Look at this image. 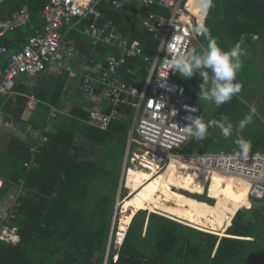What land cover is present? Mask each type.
<instances>
[{
  "label": "trees",
  "instance_id": "trees-1",
  "mask_svg": "<svg viewBox=\"0 0 264 264\" xmlns=\"http://www.w3.org/2000/svg\"><path fill=\"white\" fill-rule=\"evenodd\" d=\"M49 1L6 0L0 5V19L10 17L26 3L32 16L28 26L1 40L0 44L8 52L0 57V68L5 69L11 54L21 50L37 30H43L42 9ZM191 1L188 2L189 9L197 17L199 26L205 18L204 26L217 38L221 48H231L242 36L246 44L263 41L264 0H214L215 6L206 17L198 10L197 0ZM98 9L103 13L102 22L112 20L125 37L139 40L146 54H156L159 42L142 27V11L128 4L119 11L106 4H101ZM149 11L170 15V11L157 5ZM65 32L63 29L62 33ZM253 36L257 38L254 40ZM64 39L77 41L81 53L96 62H104L109 55H120L115 48L102 44L93 49V42L78 32H70ZM199 44L204 48L207 45L203 33L195 43L196 51ZM136 65L139 69H135L136 74L146 75L147 66L141 61ZM122 78L133 81L129 75ZM70 80L68 73H44L34 79L22 76L15 91L28 96L34 94L39 107L36 110L39 116L31 113L28 120L22 118L28 97L18 95L15 101L11 98L5 101L6 98L1 97L7 102L6 108L13 106L14 117L21 127L30 125L34 130L50 127L51 131L46 134L48 143L34 158L30 153V146L34 144L30 135L26 139L12 135L8 147L0 151V163L3 162L0 179L4 184L0 197L13 191L20 179L26 191L17 211L20 241L0 244V264H100L105 261L110 245L108 264H264V199H245L243 204H237L239 208L236 203L216 199L218 204L234 206L229 215L218 206L212 208L205 204L197 209L194 199L199 200V207L212 200L203 195H188L186 204L193 218L199 214L195 217L194 228L165 215L141 210L133 217L122 245L115 248L119 220L117 203L127 191L121 188V179L131 110L126 109L130 117L114 121L107 130L88 123L90 107L80 102L74 103L69 115H58L53 119L50 107L44 103L61 108ZM42 107L45 109L40 110ZM231 109L222 106L217 115L247 114L241 109ZM249 110L250 114L256 115L255 111ZM210 132L211 127L204 140L197 141L192 137L181 152L201 153L211 139ZM259 139L252 144L250 152L264 153V141ZM220 151L236 153L237 149L221 147ZM25 163H31V167L28 169ZM125 180H128L127 174ZM234 212L231 221L228 216ZM114 255H118L117 263L112 260Z\"/></svg>",
  "mask_w": 264,
  "mask_h": 264
},
{
  "label": "built area",
  "instance_id": "built-area-1",
  "mask_svg": "<svg viewBox=\"0 0 264 264\" xmlns=\"http://www.w3.org/2000/svg\"><path fill=\"white\" fill-rule=\"evenodd\" d=\"M5 1L0 0V5ZM101 4L109 5L114 11L121 10L127 4L142 11V27L159 42L156 54H146L142 43L125 37L112 20L102 22L103 13L98 9ZM155 5L167 9L170 15L149 11ZM188 7V0H50L42 9L45 20L43 30L31 36L20 51L10 56L0 83V98L15 101L18 95L26 96L29 100L27 108L32 110L37 102L36 96L17 94L15 91L20 77L36 78L46 72L68 71L80 81L82 104L90 107L88 123L92 126L107 130L114 121L130 117L126 109L131 110L126 152L129 164L142 155H149L150 158L159 156L164 163L175 158L179 167L187 168L181 170L184 173L197 168L242 179L249 183L248 198L263 200L264 153L250 152L249 158L242 160L235 152H181L192 138L184 129L191 123L188 117L204 115L192 93L177 79L178 74L164 67V59H170V53L187 54L195 49V43L202 35V32L196 31L199 22L187 12ZM29 8L26 3L10 17L0 19V42L7 33L32 22ZM81 23L84 26L79 30ZM63 29H66L64 34ZM70 32H78L89 38L93 42V49L102 44L115 48L120 55H109L104 62H96L81 53L77 41L64 39ZM175 35L181 37L179 44L169 49L167 43L172 42ZM6 53L7 48L0 44V57ZM137 61L147 66L146 75L136 74L135 69L139 70ZM123 75H129L133 81H124ZM1 108L0 104V111ZM60 114L69 115L70 110L52 109V117ZM50 131V127L45 128L38 143L30 146L33 158L48 143L46 134ZM25 167L29 169L31 163H25ZM23 184L20 179L13 191L4 198L0 197V244L20 241L16 223L20 199L26 195ZM3 187L0 181V195ZM108 257L105 264H108ZM117 257L114 255V263H117Z\"/></svg>",
  "mask_w": 264,
  "mask_h": 264
},
{
  "label": "clouds",
  "instance_id": "clouds-1",
  "mask_svg": "<svg viewBox=\"0 0 264 264\" xmlns=\"http://www.w3.org/2000/svg\"><path fill=\"white\" fill-rule=\"evenodd\" d=\"M196 6L201 15L207 16L209 11L215 5L214 0H197ZM196 31L202 32L207 41V45L203 52L198 53L196 49L190 50L187 54L183 52L178 54L168 52L171 54V58L164 59V67H166L168 71L174 70L183 79H191L195 74L198 73L203 81L199 84V100L213 103L219 107L220 105L230 101L236 94L240 93L242 89V84L237 80V75L243 67L242 57L246 55V52L242 47L244 37L242 36L241 39L234 44V46L225 50L218 45L217 38L210 34V30L206 26L200 25L197 27ZM256 38L257 37L253 36L254 40ZM180 39L181 37L175 35L173 41L167 43L168 48L172 49L174 46H178ZM62 73L70 74L68 71L56 73L46 72L45 74L61 75ZM182 91L183 90L181 89V92ZM192 111H197V109H192ZM188 119L191 121V123L184 129L197 141L204 140L207 137L208 129L210 127H218L220 129L221 135L225 139L230 138L233 134V124L226 116L221 117L220 120H211L207 123L205 122L204 117H188ZM252 122L253 114H249L245 116L244 119L239 121L235 129L237 133V138L234 141L237 146V152L235 154L239 159L242 160H247L249 158L252 145L251 142L243 138L240 133H242L243 130ZM126 172L127 168L126 166H123V174L121 179V186L123 187Z\"/></svg>",
  "mask_w": 264,
  "mask_h": 264
},
{
  "label": "bare ground",
  "instance_id": "bare-ground-1",
  "mask_svg": "<svg viewBox=\"0 0 264 264\" xmlns=\"http://www.w3.org/2000/svg\"><path fill=\"white\" fill-rule=\"evenodd\" d=\"M187 12L197 19L195 15H192L189 7ZM146 157L149 158V155H146ZM154 158L157 161L156 165L160 171L161 168H164V165L166 166L159 173L156 171L152 173V170L150 174L143 171L138 174V179H141L140 187L132 184L131 189L133 192L125 198L124 202L121 203L122 206L120 205L119 207V212L121 210V218L119 213L120 220H118V227L120 230L117 231L118 246L122 245L125 232L128 230L133 217L140 210H148L151 211L150 213H159L178 220L181 223L193 226L191 213L181 202L188 196L180 190L189 193L203 194L208 185V197L210 199L216 198L236 204H243L246 198L249 200V183L242 179L232 176L227 177L217 172L212 174L197 168L190 173H184V171L181 170L187 168L185 166L179 167V163L175 158H172L170 162L167 161L166 163H164L159 156H155ZM140 160H143L141 156L135 158L131 163L132 168L127 169L129 171L127 172L128 174L134 171L133 163ZM216 199H214L215 202H217Z\"/></svg>",
  "mask_w": 264,
  "mask_h": 264
},
{
  "label": "rangeland",
  "instance_id": "rangeland-1",
  "mask_svg": "<svg viewBox=\"0 0 264 264\" xmlns=\"http://www.w3.org/2000/svg\"><path fill=\"white\" fill-rule=\"evenodd\" d=\"M81 27L78 26V29L81 30L82 29ZM81 35L84 37L83 34H81ZM258 43H260V42H258ZM242 47L244 48V50L246 52V55H244L242 57L243 67H242V69L240 70V72L237 75V80L242 84V89H241L240 93L236 94L230 101H228V102L220 105L219 107H217L213 103H209V102H206V101H203V100H199V95H198L199 94V91H200L199 84L202 83L203 81H202V79H201V77L199 76L198 73L195 74L191 79H183L178 74L177 79H179L184 84L186 83L189 86V88L191 90V93L193 94V96L195 98V103L200 107V109H201V111H202V113L204 115V118L206 120H208V121H211V120H220L221 117H223V115H217L219 109L222 108V106H226L228 108L232 107L231 111H235L237 109H241V112L242 113L250 114L249 108H250V105L251 104L249 102H247L246 100L243 99V92H250V91H252L255 94L257 91H260V89H259V81H260L261 76H263V72H264V58H263V62H259L258 60H255L254 61V59L252 57V54L250 53L251 56H249V53L246 50L247 49L246 48L247 47V44L246 43H243ZM204 49L205 48L201 44L197 45V52L198 53L203 52ZM252 61H253V63H252ZM22 76H26V75H22ZM76 83H77V81H75V79H71L70 82H69L68 88H69V92L70 93H68L67 99L70 102L75 97V95L73 94V91L75 89L77 90V86H74V84L76 85ZM257 110H259V109H257ZM255 113H257V112H255ZM32 114L35 117H38L39 116L38 115L39 113L36 112V110L33 111ZM247 114L246 115H225L228 118V120L233 124V134H232V136L230 138L225 139L221 135L220 129L218 127H211V132H210L211 139H210L209 143H207L201 149L202 152H206V153L219 152V150H220L221 147H223L224 149L225 148L226 149H237V146L234 143L235 139L237 138V133H236L235 129H236V126L238 125L239 121H241L242 119H244L245 116H247ZM259 114L260 115H263V110H259ZM252 123L259 124L258 121H257V118L254 115H253V122ZM259 126H260V124H259ZM27 127H29V126H27ZM260 128H261V126H260ZM41 130H43V129H41ZM4 133L5 132H2L1 133L2 144H1L0 151H3L6 148L7 143H9L8 140H9L10 137L4 135ZM37 134L38 133H35V132H33L31 134L34 137V141H35V137H36ZM32 136H31V138H32ZM245 139L250 140L251 137L245 138ZM31 142L34 143L33 145H35V144L38 143V141L37 142H33V138L31 139ZM234 151H236V150H234ZM138 153L140 154V152H138ZM149 158H147L146 155H144V157L142 155L141 159H143L142 160L143 162L140 160V161H137L136 163H133V170L134 171H131L129 174L127 173L129 171L127 170L126 174L128 175V180H125L124 183H123L124 188L127 191L123 194V197L122 198L118 199V203H117L118 204V207H120L121 203L124 202L125 198H127L133 192L132 189H131L132 184L133 185L135 184L136 186L140 187L141 179H138V174L140 172L142 173V171H143L145 173L150 174V172L153 170L152 173L154 171H156V172L159 173V172H161L165 168L166 165H164V168H161V171H160L159 168H157V165H156V162L157 161H156V159L151 157L150 160H149ZM147 159H148V161H147ZM129 163H130V159L128 161L127 154H126V163H125L124 166H126L127 169L130 166ZM0 165L2 166L3 165V162L0 163ZM125 179H126V176H125ZM121 187H123V186H121ZM180 191L183 192L187 196L188 195H203L204 194L203 196H206V198L210 199L208 197V185H207L205 191L203 192V194L189 193V192H186V191H183V190H180ZM186 199L182 200L181 202L187 207V209L191 213L189 207L186 204ZM211 200H212L211 203H208V202H206V203L209 204V205H211V206H218L220 210H222L223 212H225V213H227L229 215L233 212V208H234L233 205L228 204V203H219L218 204L217 202H215L214 199H211ZM221 201H223V200H221ZM244 208H246V207H244ZM244 208H242V209H244ZM246 209H251V207L250 208H246ZM148 212L150 213L151 211H148ZM119 213H120V218H121V210H120ZM191 216H192V214H191ZM120 218H119V220H120ZM192 218H193V216H192ZM119 230L120 229L118 227V231ZM117 235H118V232H117ZM117 235H116L115 248L119 247L117 245V241H118ZM110 246L108 248L106 257H108V255L110 253ZM106 257H104V260H105ZM105 261L104 262L103 261L100 262V264H105ZM94 262L96 263L97 261L94 259Z\"/></svg>",
  "mask_w": 264,
  "mask_h": 264
},
{
  "label": "crops",
  "instance_id": "crops-1",
  "mask_svg": "<svg viewBox=\"0 0 264 264\" xmlns=\"http://www.w3.org/2000/svg\"><path fill=\"white\" fill-rule=\"evenodd\" d=\"M191 0H188V2H190ZM192 2V1H191ZM198 20V19H197ZM204 22H205V18H204V20H203V26H204ZM28 26V25H27ZM24 27H26V26H24ZM21 28H23V27H21ZM21 28H19V29H21ZM19 29H17L16 31H18ZM40 30H37V32H39ZM263 31V34H264V29L262 30ZM15 32V31H14ZM37 32H36V34H37ZM13 33V32H12ZM6 35H11V34H9V33H7ZM30 38V37H29ZM29 38H28V40H29ZM28 40H27V42H28ZM26 42V43H27ZM25 43V44H26ZM25 44L22 46V48L25 46ZM247 49V52L249 53V56H251L250 55V53L252 54V57H253V59H254V61L255 60H258L259 62H263V58H264V38H263V41L262 42H260V43H254V44H247V47H246ZM20 51V50H19ZM8 52V51H7ZM15 52H17V51H15ZM14 52V53H15ZM13 54V53H12ZM11 54V55H12ZM252 63H253V61H252ZM7 67V66H6ZM5 70H6V68L5 69H2V68H0V83L2 82V80H3V76H4V74H5ZM51 74V73H50ZM53 75V74H52ZM70 75V74H69ZM22 78V76L20 77V79ZM70 78L71 79H75V81H77V83H76V85L74 84V86H77V90L79 91H77L76 89L73 91V94L75 95V98H74V100H72L71 102L67 99V96H68V93H70L69 92V88H67V92L65 93V95L63 96V101H62V104H63V106L61 107V108H56V107H53V106H50L48 103H44L45 105L44 106H46V107H50V117L51 118H53V119H55L54 117H52L51 115H52V109H58V110H63V109H67V110H70L71 111V109L73 108V105H74V103L75 102H80V103H82L83 102V100H82V97H81V94H80V81L77 79V78H75L73 75H70ZM19 79V80H20ZM29 79H31V78H29ZM30 85H32V82L30 83ZM259 89H260V91H257L255 94L252 92V91H250V92H243V99L244 100H246L247 102H249L251 105H250V108L249 109H251V110H254L255 112H257L256 113V115H254L256 118H257V121H258V123L260 124V126H261V128H260V126H259V124H257V123H251V124H249L244 130H243V132L242 133H240V135H242L243 136V138H249V137H251V139L249 140L250 142H251V145L252 144H254V143H256L257 141H258V139L260 138L261 140H263L264 141V72H263V76H261V78H260V81H259ZM17 94H21V93H17ZM4 98H6V97H4ZM9 99H5V101H8ZM4 101V99L3 98H1L0 99V104H1V111H0V149H1V144H2V137H1V133L2 132H5L4 133V135H6V136H8V137H10L9 138V140H8V142H10V139H11V136L12 135H15V136H19V137H21V138H23V139H26L27 137H28V135H30V138H31V134L33 133V132H35V133H38L37 135H36V137H35V141H34V137L32 136V138H33V142H37V141H39L38 139L42 136L41 134L42 133H40L41 132V130L39 129V130H34L33 128H31V126L29 125V127H27L26 126V128H24V127H21L17 122H16V119H15V117H14V115H15V113H14V108H13V106H11L10 108H6L5 107V105H6V103L7 102H5ZM37 103H38V100H37V102H35L34 103V106H33V108H32V110H29V108H27L28 107V104H27V107H26V110H25V112L23 113V117L22 118H24L25 120H27V115H28V113H32L33 111H35V110H39V107H37ZM87 106V105H86ZM37 107V108H36ZM45 109V107H42V108H40V110H44ZM257 109H259V110H263V115H260L259 114V110H257ZM29 110V111H28ZM40 112H42V111H40ZM258 114V115H257ZM60 115H62V114H60ZM30 116H31V114H30ZM14 117V118H13ZM13 118V119H12ZM45 128H47V127H45ZM44 128V129H45ZM9 130V131H8ZM26 130V131H25ZM29 132H28V131ZM7 131V132H6ZM44 131V130H43ZM28 132V133H27ZM19 134V135H18ZM21 135V136H20ZM31 138V139H32ZM260 139H259V141H260ZM247 140V139H246ZM8 147V143H7V146H6V148ZM5 148V149H6ZM4 149V150H5ZM3 150V151H4ZM122 174H123V171H122ZM1 181H3L2 179H0ZM215 199V198H214ZM247 199V198H246ZM195 200V199H194ZM217 200H219V199H217ZM196 201V207H197V209H200V208H202V206L203 205H208V206H210V207H212L211 205H209V204H207V203H202L201 205H200V207H199V203H198V201L197 200H195ZM224 201V200H223ZM247 201V200H246ZM245 201V202H246ZM227 202H229V201H227ZM231 203H233V202H231ZM237 205V204H236ZM237 207L239 208V206L237 205ZM213 208V207H212ZM237 208V209H238ZM236 209V210H237ZM235 213V212H234ZM197 215H199L198 213H196ZM195 214V216H194V219H193V224L195 223V217L197 216ZM228 217H230L231 218V221H232V218H233V215L232 216H228ZM171 219H173V218H171ZM190 226V225H189ZM230 226V225H229ZM191 227H195V225H193V226H191ZM227 228H228V226H227V222H226V220H225V231L227 230Z\"/></svg>",
  "mask_w": 264,
  "mask_h": 264
},
{
  "label": "water",
  "instance_id": "water-1",
  "mask_svg": "<svg viewBox=\"0 0 264 264\" xmlns=\"http://www.w3.org/2000/svg\"><path fill=\"white\" fill-rule=\"evenodd\" d=\"M30 114H31V113H28V115H27V120L29 119V117H30ZM121 188H122V187H121ZM125 234H126V232H125Z\"/></svg>",
  "mask_w": 264,
  "mask_h": 264
}]
</instances>
